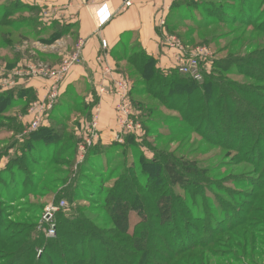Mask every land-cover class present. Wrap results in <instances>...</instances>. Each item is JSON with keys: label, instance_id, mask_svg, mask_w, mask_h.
<instances>
[{"label": "rangeland", "instance_id": "1", "mask_svg": "<svg viewBox=\"0 0 264 264\" xmlns=\"http://www.w3.org/2000/svg\"><path fill=\"white\" fill-rule=\"evenodd\" d=\"M22 2L24 1L0 0V18L6 12L8 15L13 12L18 14L11 17V20L16 23L14 27L0 28V55L5 58V60H0V63L3 64H0V68L5 69V66H11V62L16 63L18 61L24 67V56L34 55V52L38 51L61 56L59 61L57 60L52 65L48 62H40V58L39 61H26L27 64L29 63L26 74L31 77L30 79L44 78L50 82L45 100L34 103L48 104L50 96L59 94L61 84L67 75L76 65L81 63L82 56L74 63V66L70 67L66 77L56 86L54 85V79L57 78L60 70L67 63H72L75 52L80 48L81 43L74 48L65 45V48L67 46L68 49L60 53L61 55L57 53L58 45L55 42L48 47L41 43H36L35 46L32 44L30 46L24 45L20 39L24 34L33 33L31 37L37 39L35 35L38 28L43 29L45 27L43 24L37 23L34 15L30 14L29 9ZM187 2L190 3L186 4ZM233 2V0H198L197 2L195 0L192 2L183 0L180 2V8L171 10L170 17L163 25L161 37L165 39V43L166 41L172 43V48L167 47L172 60L176 59V54L179 51L178 45L190 53H195L197 50H208L211 57L208 59L210 66H206L208 71H204L206 76L214 75L215 65L221 63L224 58L229 55H236L232 58L233 61L236 60L233 66H228L231 71L227 74L226 71H221L227 80L234 83V86L241 85L242 90L239 88V92L243 94V92H251L250 88L247 89L249 84L257 83L239 73V70L244 67V63L239 60L249 56L254 51L264 53V32L252 26L244 25L241 19L236 22L234 16L236 11L234 13L229 8L235 3ZM255 3L259 11L258 8L264 5V0H255ZM237 6L239 7V5ZM195 7H198L197 10H194ZM240 10L239 8L238 12ZM223 13L232 19L235 18L234 21L229 23ZM254 18L255 21L260 20L262 22L264 14L259 17L256 11ZM221 20L226 22L218 23ZM212 21L217 23L212 24ZM203 22L212 25L202 27ZM167 23L168 28L166 29ZM61 45L64 50V45L62 43ZM122 47H126L128 50L137 49L138 51L141 48L136 40L125 41ZM117 54L123 56V52L120 50ZM114 60L116 64L114 67L108 66L109 72L102 71V80L106 76L110 79L126 80L128 83H126L125 94L123 93L122 96L109 95L107 92L110 86L106 80L99 83L98 90L104 91L101 94L103 97L114 101L119 127V114L129 110L130 119L135 121V130L140 133L137 141L125 142L124 146L109 148L97 158L80 166L77 163L78 160L82 159L80 148L84 147L86 136H75L73 132H68L65 129H57V132H51L49 138L51 143L35 145L34 151L29 149V152H24V131L26 133L34 132L30 131L29 127L32 122L37 120L38 116L40 127H42L48 109L41 106L34 113L32 112L34 108L29 106L26 110V114L30 118L27 126L24 125L23 121H9L7 123L2 121L4 117H0V234L10 236V239L0 237V264H24V262H18L21 258L19 249L24 246L28 235L30 237L38 232L40 235L43 234L46 240L51 241L46 235V227L42 224L45 209L51 203L58 204L57 202L61 200L67 202V207L59 210V223L60 218H66L72 223V215L79 208V210L83 209L81 212L79 211V215L92 224L97 231L102 232L106 228L114 229L112 223L107 225L105 222L106 217L101 203L104 197L100 195L101 191L111 188L117 175L124 168H129L133 164L140 167L141 160L143 163L158 159L161 160L160 162H164L166 157L175 159L180 174V177L177 178L189 183L190 187L186 189L189 195L190 193L198 195V203L194 206L193 202H189L188 206L193 212V218L180 231L176 228H173L169 233L168 231H161L157 233L158 238L149 242L150 244L141 243L140 237L144 235L142 226L145 225L147 229L150 228L151 230L153 222H151L150 214L144 206L146 202L141 200L134 202L128 212L130 227L127 233L120 235V237L107 233L109 238L118 241L113 243L112 249L106 248L108 252L111 251L112 255L117 254L115 258H110V260L112 259L115 264H208V259L218 253L221 258L215 259L217 264H264V122L257 124V114H261L264 118V82L256 85L257 100L251 97L249 92L244 93V96L248 98V100H244L256 108L251 112H245L244 116L245 119L254 122L252 125L253 133L258 136L259 143L251 142L248 149L244 151L242 158L239 153L237 154L229 148L231 139L221 138V136L219 138L220 131H227L226 126L221 127L224 125L221 122L220 125L218 122L215 126L213 125L215 128L208 127V125L204 127L202 132L207 137L198 133L183 131L181 134L175 135L178 130L183 127L186 128L183 116L178 112L160 108L161 102L152 98L148 94L149 92L139 95L138 90L145 88L144 80L126 60L117 62L115 57ZM42 66L51 68V74ZM13 71L11 73L14 76H19L22 72L24 74V69ZM2 78L1 76L0 80ZM54 86L56 93L51 92V88L53 89ZM132 89L135 90L133 94ZM5 90L8 91V89ZM138 102L148 104L158 113L151 119H143L140 117L142 115H140ZM22 113L24 114V111ZM91 119L92 124L96 125L97 128L100 124L99 115H93ZM234 142L236 141L234 140ZM68 144L71 146L68 151L70 153L65 152V146ZM47 145L50 147L47 148ZM67 155H71L70 158ZM168 172L169 170L166 174ZM42 173H45L43 177ZM199 181L205 182L207 186L200 188V186L195 185ZM175 189L177 193H181L178 186ZM71 191L78 192L79 196L77 199L69 201L65 194ZM184 198L186 199L187 196H183ZM34 208L37 212L32 214ZM166 221L168 223L163 222L162 225L169 229L170 217ZM224 228L227 229L224 230ZM231 229L233 231L228 232ZM74 231L75 229H73ZM220 231L226 232L221 233ZM171 236L174 238L173 240L182 241L183 244L175 250H168L170 247H162L157 244L159 240L166 243ZM239 236L243 239L236 241ZM143 239L151 241L148 232ZM210 239H214V243L206 245ZM78 241L88 242L86 230L81 231ZM253 241L257 242L255 246L251 245ZM245 243L248 244L246 248ZM132 244L140 249L127 248ZM170 244L166 243L169 246ZM55 246L53 248H56ZM97 246L96 248H98ZM235 246H239V248L237 249ZM70 248V250L78 251L75 247L70 246ZM78 248L81 249V246ZM157 250H160L166 261L160 263L157 260V254H154ZM55 252L57 253V251ZM78 253L80 252L78 251ZM126 253L130 254L133 259L129 258ZM50 255L47 252L38 258L36 253L33 258L37 261L40 260L38 264H49V261L52 260ZM99 258L102 262L109 261V256L106 255H101ZM71 260L72 264H78L82 261L76 256H73ZM62 264H64V260H62Z\"/></svg>", "mask_w": 264, "mask_h": 264}, {"label": "trees", "instance_id": "2", "mask_svg": "<svg viewBox=\"0 0 264 264\" xmlns=\"http://www.w3.org/2000/svg\"><path fill=\"white\" fill-rule=\"evenodd\" d=\"M181 1L183 0L176 1L173 5V8H180ZM187 1L192 2L194 0ZM195 1L197 2L198 0ZM233 1L235 3L233 2L234 4L230 5L229 8L233 10L232 12L236 11V13L234 12L236 14L234 15L236 22L241 19V22L244 25L252 26L264 32V20L262 22L258 20L257 22V20L255 21L254 18L256 11L259 17L263 16L264 5L260 6L258 11L255 0ZM189 3L187 2L186 4ZM237 5H239V7ZM26 8L29 9L28 11H31L30 7ZM197 8L198 7H195L194 10H197ZM239 8L241 9L239 12L243 14L238 12ZM7 13L8 12H6L0 18L1 29L14 27L16 25V23L11 20V17L16 13L13 12L11 15H8ZM223 15H225L229 23L235 19L228 17V15L225 13H223ZM251 18H254V20H251ZM221 22L226 21L221 20L218 23ZM211 23L213 24L217 22L212 21ZM212 24L203 22L202 27H207ZM167 28L168 23L166 25V29ZM31 35H33V33L28 34V37H31ZM20 39L21 42H24V35ZM55 40H57V37H53L48 42H54ZM119 50L123 52L122 57L121 55L117 54ZM263 54L264 53L254 51L249 56L240 59L239 61L244 63V67L239 70V73L247 76L248 79L250 78L254 80L257 84H262L264 82ZM113 56L116 58L117 62L126 60V62L132 65L138 75L144 80L145 88L138 90L139 95L147 94L149 92L148 94L151 95L152 98H155L157 101L161 102V106H159L160 108H164L168 111L178 112L183 116V122L186 125V128L183 127L182 129L178 130L179 132L177 131L175 135L178 133L181 134V131H183L198 133L203 137H207V135L202 132L204 127L207 125L208 127H214L217 122L218 125H220L219 123L221 122L224 124L221 127L226 126L227 131H220V135H218L219 138L221 136V138L227 137L231 139L232 141L229 143V148L235 151L237 154L239 153V155H241L240 157L243 158L244 151L248 149V145L251 144V142L259 143L258 136L253 133L252 125L254 122L249 119H245L244 116L245 112H251L253 109L256 110V108H254L252 105L250 106V104L244 100H248V98L244 96V93L246 94L249 92V94H251L250 96L257 100L258 95L255 92L257 84L248 83L249 86L247 89L250 88L251 92L247 91L241 94L239 92L241 85L234 86V83L227 80L221 71H226V74L231 71L228 66H233L236 60L234 59L233 61L232 58L236 55H229L228 57L224 58L221 61L222 64L217 63L215 65L214 63V75H204L201 82L195 81L191 77L180 74L176 69L169 70L168 72L160 69L158 67L157 59L147 54L146 51L141 48L140 51H138L137 49L128 50L126 47H123L122 50L117 49L114 51ZM3 59L5 60V58L0 55V60ZM40 62L44 63L43 61ZM18 63L19 61L16 63L11 62V66L6 67L13 69ZM0 64L2 65V63ZM134 91V89L131 90L132 94ZM253 94H256V96H253ZM34 102L35 95L31 94L29 90L17 88L1 92L0 117H4L2 121L7 123L9 121L18 122L14 115L11 116L12 113H14V110L17 109V112L26 111ZM137 105L141 111L140 115L142 116L140 117L143 119H151L152 116L158 113L155 109L149 107L148 104H144L143 102H138ZM257 120V124L264 122V118L261 116V114H257ZM57 129H65L67 131V126L65 124H60L59 127L52 131L50 129H42V127H40L32 133H27L24 140V152H29V149H33L34 151L35 145H46V143H51V140H49L50 133L57 132ZM138 135L140 134L130 137L129 142L137 141L140 137H138ZM234 140L236 142H234ZM235 143L236 145H234ZM48 147L50 146L47 145V148ZM70 147L71 146H69V144L66 145L65 152L70 153L68 152ZM58 156L60 157V155ZM70 156L71 155H67L68 158H70ZM160 161L161 160L158 159L143 163L141 160L140 167L133 164V166L129 168H124V170L117 175L114 185L108 190L101 191L100 195L104 197V200L101 203L103 204L102 210L106 217L105 222L107 225L112 223L114 229L106 228V230L102 232L97 231V229H95L92 224L88 223L85 218H82L81 215H79V211L81 212L83 210H79V208L75 210L72 218L70 216L72 223H70V221L66 218H60L59 223L58 216L60 213L58 212L56 215L57 236L55 238H48L51 240L48 241L45 239L43 234L40 235L38 232H35L30 237L28 235L25 239L26 242H24V246L19 249V256L21 258L18 260V262H24V264H38L40 260L37 261L35 258H33V255L37 253L38 258H40L41 255L48 252L52 257V260L49 261V264H62V260H64V264H72L71 258L73 256H76L82 260L78 262V264H115V262L112 259L110 260V258H115L117 254L114 253L112 255L111 251L108 252L106 248L108 247L112 249L114 246L113 243L118 241L109 238L107 233L113 234L116 237H120V235L127 233V230L130 227V216L128 212L132 208V204L139 200L145 201L147 203L146 205L144 202V206L150 214L151 222H153L151 230L150 228L147 229L145 225L142 226L144 235L143 237H140L141 243L150 244L149 242H153L154 239L158 238L159 235L157 233H160L161 231H168L169 233L171 230H173V228L179 229V231L182 230L183 227L189 223L188 221H191L193 218V212L188 207L189 202H193L195 206V204L198 203V195L191 193L189 195L188 191L186 190L190 187L189 183L181 178H177L180 177V174L178 172V165L174 158L168 159V157H166L164 158V162ZM167 170H169V172L166 174ZM44 174L45 173H42V177ZM195 185L200 186V188H205L207 186L203 181H199L195 183ZM176 186L181 189V195L179 192L177 193L175 189ZM78 196L79 193L74 191L65 194V197L69 199V201H71V199H77ZM183 196H187V198L183 199ZM60 202L57 203L59 204ZM32 211V214L37 212L35 208L32 209ZM169 217L170 228H164L162 223L167 222L166 219ZM73 229H75L74 232ZM226 229L227 228H224V230ZM85 230L88 233V242L78 241V236L81 234V231L84 232ZM230 231H233V229L228 230V232ZM147 232L151 237V241L143 239L147 236ZM220 232L225 233L226 231ZM0 237L10 239V236H5L3 234H0ZM169 239L170 240L166 241V243L170 244L171 242L170 246L166 245V243L162 240H159L157 244L162 247H170L168 250H175L183 244L182 241L173 240L174 238L172 236ZM242 239L243 238L239 236V238H236V241ZM214 241V239H210V241L206 242V245H210L214 243ZM256 243V241H253L251 245L255 246ZM54 245H56V248H53ZM234 245H236V243H234ZM70 246L78 249L80 253H78L76 250H70ZM78 246H81V249L78 248ZM96 246L98 248H96ZM247 246L248 244L245 243V248ZM130 247L140 249L133 244L127 248ZM52 248L53 250H51ZM235 248L238 249L239 246H235ZM55 251H57V253ZM40 252L41 255H39ZM106 252L108 253L105 254ZM126 254L129 258H132L130 254ZM154 254H157V260L160 261V263L162 261H166L160 250H157V252H154ZM101 255L109 256V261L102 262V260L99 258ZM219 255L220 254L218 253L214 254L213 257L211 256V258L208 259L209 261H207V263L217 264L215 259H220L221 257Z\"/></svg>", "mask_w": 264, "mask_h": 264}, {"label": "crops", "instance_id": "3", "mask_svg": "<svg viewBox=\"0 0 264 264\" xmlns=\"http://www.w3.org/2000/svg\"><path fill=\"white\" fill-rule=\"evenodd\" d=\"M23 1L25 6L31 8L29 12L34 15L37 23L45 27L38 28L35 35L37 39L24 34V45L35 46L36 43H41L48 47L55 42L56 45L62 47L57 51L60 54L68 49L65 45L74 48L79 43L83 44L82 61L72 69L61 84L58 100L46 113L42 129L52 131L60 124H65L67 131L73 132L75 136H86L83 144L85 148L86 140L94 134L91 147H88L86 153L82 155L83 159L78 160L77 164L80 166L97 158L109 148L124 146L129 142V138L136 134L124 132L117 125L114 101L99 93V83L106 80L110 84V78L106 76L107 78L102 80L103 66L98 63L97 59L103 57L107 66L114 67L116 64L114 51L123 48L122 44L125 41L136 40L147 54L157 59L160 69L166 72L175 69V60H172L171 55L169 56L161 32L164 29L162 24L170 17L173 5L178 0H135L134 6L126 11H121L123 0ZM104 4L108 5L114 16L107 25L100 27L95 12ZM53 37H57V40L48 42ZM103 40L107 41L106 49L102 47ZM61 43L64 45V50ZM18 50L17 52H20ZM59 57L61 56L38 51L34 52V55L24 56V67L20 62L13 69L4 65L5 69L0 68V77H3L0 80V93L7 91L5 89L22 88L35 95V101H44L50 82L44 78L30 79L31 77L26 74L29 64L26 61H39L40 58L44 63L48 62L52 65L57 60L59 61ZM18 69H24V74L22 72V75L14 76L11 71L16 72ZM5 80H10L12 86H3ZM96 114L100 117V124L92 132L91 117ZM13 115L18 122L23 121L26 126L30 122L26 111L23 114L17 112L16 109ZM26 134L24 131V140Z\"/></svg>", "mask_w": 264, "mask_h": 264}, {"label": "built area", "instance_id": "4", "mask_svg": "<svg viewBox=\"0 0 264 264\" xmlns=\"http://www.w3.org/2000/svg\"><path fill=\"white\" fill-rule=\"evenodd\" d=\"M135 4V0H123L122 1V7L121 11H126L128 9H131ZM99 11L95 12V16L97 19V23L100 27H103L107 25L112 17L114 16L113 13L110 12L109 7L107 4H104L100 6ZM164 25V23L162 24ZM165 47H170L172 48V43L167 42L165 43ZM82 46L83 44H80V48L75 52V57L72 60V63H67L59 72V75H57V78L54 79V85L56 86L63 78L66 77V75L69 72V69L71 66H74V63L77 62V60L82 56ZM177 46V45H176ZM102 47L103 49L107 48V41L103 40L102 41ZM61 47L58 45L57 49H60ZM178 48V54H176V59L175 60V69L182 75L191 77L195 81L201 82L204 77V71L206 70V66H210V63L208 62V59L211 57L208 50L203 49V50H197L195 53H190L186 52L183 48H181L179 45L177 46ZM98 63L103 66V70L109 72V67L106 65L105 60L103 57H98ZM47 72L51 74V68L47 66H42ZM4 84L3 86H12V82L10 80H5L3 81ZM126 83H128L126 80H115V79H110V84H109V91L107 92L109 95L112 96H122L123 93L125 94V88H126ZM51 88V92L56 93V89ZM51 93V94H52ZM99 93L102 94L104 93L103 90H99ZM128 94V93H127ZM126 94V97H127ZM59 97V94L57 95H52L50 96V102L48 104H38V103H33L31 106L34 108V112L39 108L43 107L49 110H51L54 106V103L57 101ZM56 100V101H55ZM55 101V102H54ZM130 112H121L119 114V124L122 130L127 133L131 134H140L135 130V121L130 119ZM40 128V121H39V116L36 121L32 122L29 129L30 131H36L37 129ZM92 132L96 130V125L92 124L91 126ZM95 135H91L87 140H86V148L85 146L83 148H80L81 152H83L82 155L86 153V150L88 147H91L92 145V140L94 139ZM83 159V157H82ZM67 207L66 202L63 200L59 204H54L51 203L49 204L44 212V215L42 217V224L46 227V235L49 238H55L57 236V230H56V215L59 212L60 209H65Z\"/></svg>", "mask_w": 264, "mask_h": 264}, {"label": "bare ground", "instance_id": "5", "mask_svg": "<svg viewBox=\"0 0 264 264\" xmlns=\"http://www.w3.org/2000/svg\"><path fill=\"white\" fill-rule=\"evenodd\" d=\"M96 11H99V9H97Z\"/></svg>", "mask_w": 264, "mask_h": 264}]
</instances>
